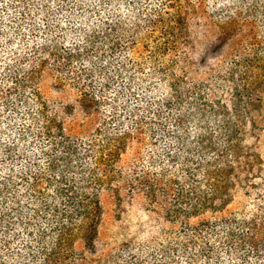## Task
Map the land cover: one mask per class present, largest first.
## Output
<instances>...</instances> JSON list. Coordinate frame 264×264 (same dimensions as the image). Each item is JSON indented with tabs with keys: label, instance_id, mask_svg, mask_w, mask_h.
Segmentation results:
<instances>
[{
	"label": "trees",
	"instance_id": "16d2710c",
	"mask_svg": "<svg viewBox=\"0 0 264 264\" xmlns=\"http://www.w3.org/2000/svg\"><path fill=\"white\" fill-rule=\"evenodd\" d=\"M260 93L264 0H0V264H264Z\"/></svg>",
	"mask_w": 264,
	"mask_h": 264
},
{
	"label": "rangeland",
	"instance_id": "374dc122",
	"mask_svg": "<svg viewBox=\"0 0 264 264\" xmlns=\"http://www.w3.org/2000/svg\"><path fill=\"white\" fill-rule=\"evenodd\" d=\"M209 56L212 63V58H214L216 61H218V59L221 61L224 60V55H221V53L217 50L214 52L210 51ZM262 72L263 69L261 73ZM218 83H220V86L222 88H225V90L223 91L225 93L224 97H228V88L226 87L227 84L221 82L220 80L218 81ZM54 86L55 85L53 84V80L50 75L47 74L42 77L41 90L43 92V96H49L57 100H71V102H67L74 105V96L76 95L73 91V93L68 90L58 91V89H55ZM260 90L262 89L260 88ZM257 97L262 98V109H259V111L261 112L257 116V119L259 118L264 120V95L263 93H260V96H255V98ZM78 117V123H80L81 120L84 119L82 126V130L84 132H90L95 128V117L89 116L86 119L84 117V114H81L80 112H78ZM261 124H250L248 126L247 129L249 130V132L248 134H246L247 141L245 144H248V146L252 150H254V153L264 164V125ZM77 126L78 125H76V127ZM112 203L114 202L108 201L107 203H105L107 213L104 218V222L101 225V236L104 243H114L115 241H120L122 239L125 240L126 238H135L138 240L147 238L153 231V228L156 224H159V222L163 223V219L160 218H164V211L159 212L160 216H154L152 211L145 209L147 208L145 207V204L136 199L132 202H128L127 200L123 201L124 204L120 208L114 206V204Z\"/></svg>",
	"mask_w": 264,
	"mask_h": 264
}]
</instances>
